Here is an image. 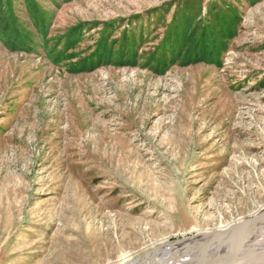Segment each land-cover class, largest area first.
Here are the masks:
<instances>
[{"label": "rangeland", "instance_id": "rangeland-1", "mask_svg": "<svg viewBox=\"0 0 264 264\" xmlns=\"http://www.w3.org/2000/svg\"><path fill=\"white\" fill-rule=\"evenodd\" d=\"M262 210L264 0H0V264H124Z\"/></svg>", "mask_w": 264, "mask_h": 264}, {"label": "bare ground", "instance_id": "bare-ground-1", "mask_svg": "<svg viewBox=\"0 0 264 264\" xmlns=\"http://www.w3.org/2000/svg\"><path fill=\"white\" fill-rule=\"evenodd\" d=\"M243 221L180 241L159 243L141 256L123 263L207 264L216 256V260L209 264H264V221L250 242H243L246 227Z\"/></svg>", "mask_w": 264, "mask_h": 264}, {"label": "water", "instance_id": "water-1", "mask_svg": "<svg viewBox=\"0 0 264 264\" xmlns=\"http://www.w3.org/2000/svg\"><path fill=\"white\" fill-rule=\"evenodd\" d=\"M263 221H264V210L255 214L252 217H248V218L244 219V221L242 223H244L246 225V227L243 230V234H242L243 242L253 241V239L256 236V229L258 228L259 224ZM215 260H216V256H214L209 261V263H213ZM209 263H207V264H209Z\"/></svg>", "mask_w": 264, "mask_h": 264}, {"label": "trees", "instance_id": "trees-1", "mask_svg": "<svg viewBox=\"0 0 264 264\" xmlns=\"http://www.w3.org/2000/svg\"><path fill=\"white\" fill-rule=\"evenodd\" d=\"M107 56H109V55H107Z\"/></svg>", "mask_w": 264, "mask_h": 264}]
</instances>
